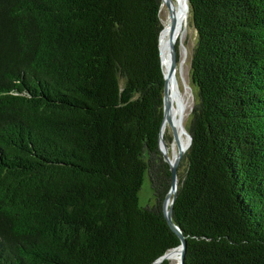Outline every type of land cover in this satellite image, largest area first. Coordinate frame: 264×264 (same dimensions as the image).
Wrapping results in <instances>:
<instances>
[{"label": "trees", "instance_id": "16d2710c", "mask_svg": "<svg viewBox=\"0 0 264 264\" xmlns=\"http://www.w3.org/2000/svg\"><path fill=\"white\" fill-rule=\"evenodd\" d=\"M187 1L184 264H264V0ZM161 2L0 0V264H151L179 245L162 212Z\"/></svg>", "mask_w": 264, "mask_h": 264}, {"label": "water", "instance_id": "95a60500", "mask_svg": "<svg viewBox=\"0 0 264 264\" xmlns=\"http://www.w3.org/2000/svg\"><path fill=\"white\" fill-rule=\"evenodd\" d=\"M164 3L169 11V17H170V21H171V28H173L177 22V18L173 12V4H172V0H162L161 4ZM184 14L186 11H188L189 9V5H188V1L184 0ZM160 50V48H159ZM160 58H161V64L163 66L162 63V57L160 54ZM169 67L167 70V74L164 72V68H163V76H164V89H163V116H162V123H161V128H160V133H159V147H160V151L164 157V159L167 161V163L169 164L170 167V171H171V176H172V180H171V185L170 188L163 200L162 203V212L163 215L168 223V225L170 226V228L176 233V235L178 236L180 242L179 245L168 250L167 252H165L163 255H161L159 258H157L154 262H152L151 264H160L164 259H167L168 253L171 252L173 249L179 248L180 249V257H179V264H184V259H185V250H186V241H185V237L180 229V227L178 225H176L174 223V221L172 220V206H173V202L175 200L176 197V190H177V186H178V178H177V168H178V164L184 154V152L188 149V147L190 146L191 143V136L188 133V131H185V134L187 135L188 138V143L186 146H182L180 144L179 141V136L177 134V130L174 124V120L173 117L171 116L170 112L172 110V102L170 100V96L168 94V77L169 76H173L174 71L176 69V49H175V44L173 41H170V45H169ZM165 123H168L170 129H171V136H172V142H174L177 145V153L170 158V156L168 155V148H167V144L164 140V136L162 133V127Z\"/></svg>", "mask_w": 264, "mask_h": 264}, {"label": "bare ground", "instance_id": "6f19581e", "mask_svg": "<svg viewBox=\"0 0 264 264\" xmlns=\"http://www.w3.org/2000/svg\"><path fill=\"white\" fill-rule=\"evenodd\" d=\"M176 5L173 4V12L177 18V22L173 28H171V21L170 17L168 16L167 22L162 24V30L160 31L159 35V48L160 54L162 57V63L164 72L167 74V70L169 67V45L170 41H173L176 44L177 39H180L179 42L182 43L184 37L186 35V25H187V14L188 11L184 14V0H175ZM164 3L160 5V20H161V12L163 10ZM162 22V20H161ZM183 45V44H181ZM182 64V63H181ZM176 69L174 71L173 76L168 77V94L170 96V100L172 102V110L170 112L171 116L173 117L174 124L177 130V134L179 136V141L182 146H186L188 143L187 135L185 134V128L183 125L184 114L187 111V103L183 99L179 84L175 77ZM167 127V123H165L162 127V133L164 136L165 130ZM180 249L176 248L173 249L171 252L168 253L167 259L171 264H179V256Z\"/></svg>", "mask_w": 264, "mask_h": 264}, {"label": "rangeland", "instance_id": "374dc122", "mask_svg": "<svg viewBox=\"0 0 264 264\" xmlns=\"http://www.w3.org/2000/svg\"><path fill=\"white\" fill-rule=\"evenodd\" d=\"M173 4L176 5L175 0H172ZM169 11L164 4L163 10L161 12V20L162 24L167 22ZM180 39H177L175 44L176 49V80L179 84L180 93L187 103V111L184 114L183 125L185 130H187V126L190 123L191 119V110L193 103L195 102L196 98V90L194 85L191 83L190 80V59H191V52L195 42V31L191 25V20L189 13L187 14V25H186V35L182 43L179 42ZM181 41V40H180ZM183 44V45H181ZM182 63V64H181ZM171 129L167 123V127L165 130V142L168 148V155L172 158L177 153V145L172 142L171 136ZM138 204L140 206L152 205L154 203L153 192L150 184V180L148 177V173H144L143 181L141 184V188L137 194ZM171 264V263H170Z\"/></svg>", "mask_w": 264, "mask_h": 264}]
</instances>
